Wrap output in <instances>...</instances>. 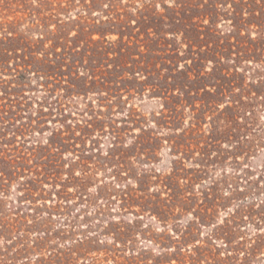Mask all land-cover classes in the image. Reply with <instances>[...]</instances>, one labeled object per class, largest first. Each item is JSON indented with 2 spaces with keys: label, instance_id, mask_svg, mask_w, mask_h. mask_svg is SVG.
<instances>
[{
  "label": "trees",
  "instance_id": "obj_1",
  "mask_svg": "<svg viewBox=\"0 0 264 264\" xmlns=\"http://www.w3.org/2000/svg\"><path fill=\"white\" fill-rule=\"evenodd\" d=\"M249 62L258 66L259 78L264 70V0H0V146L33 129L32 123H19L30 108L26 92L33 85L43 93L39 106L48 105L53 116L62 119H66L65 108H73L76 99L94 95L109 112L126 111L123 128L107 117L117 144L128 137L130 128L139 130L128 149H117L105 162L116 164L118 179H123L124 171L134 177L137 188L122 192L123 201L159 204L160 196L148 191L153 177L171 192L173 200L188 201L186 194L206 175L210 163H220L222 154L230 153L223 146L234 144L231 155L235 156L254 148L246 137L252 133L258 88L263 83L260 79L247 83L241 66ZM144 100L158 102L157 114L146 117L131 106ZM86 108L95 117L85 123L97 129L102 121L92 104ZM59 123L74 135L65 120ZM5 131L13 136L8 138ZM84 131L89 134V127ZM69 140L63 131L53 133L41 148L46 154L43 174L38 176L62 181V186L73 184L82 193L90 180L87 171L82 178H61V150L71 147L80 152L84 168L90 160L86 150H77ZM164 143L176 157L169 175L163 177L148 167L134 173L130 154L149 166ZM189 160H198L200 169H188ZM25 170L16 160L0 157L3 181H12ZM257 218L263 221L264 212ZM2 224L1 217L4 228ZM45 246L40 243L38 248ZM244 255L246 261L254 256ZM44 256L41 264H51L56 257ZM191 261L238 262L235 257L204 261L197 256ZM128 264L139 262L133 257Z\"/></svg>",
  "mask_w": 264,
  "mask_h": 264
},
{
  "label": "rangeland",
  "instance_id": "obj_2",
  "mask_svg": "<svg viewBox=\"0 0 264 264\" xmlns=\"http://www.w3.org/2000/svg\"><path fill=\"white\" fill-rule=\"evenodd\" d=\"M252 35L256 36L255 32ZM241 67L247 83L258 79L263 83L258 88L252 133L246 137L254 143L251 153L235 156L231 155L235 154L234 144L223 146L222 150L230 153L222 154L220 163H210L206 175L195 181L186 194L188 201L182 197L173 200L171 192L153 177L148 191L160 196L161 202L144 206L137 200L129 204L123 201L122 192L137 188L134 177L124 171L123 179H118L116 164L105 163L114 152L118 153L117 149H128L131 137L139 133L138 128H130L122 144L111 138L107 117L123 128L126 111L109 112L90 95L88 99H76L73 108L67 106L66 119H62L53 116L48 105L39 106L43 93L33 85L32 91L26 92L30 108L19 122L32 123L33 129L24 135L19 133L9 145L0 146V157L16 160L26 169L8 182L0 175V218L6 224L0 227V264H41L45 254L56 256L51 264H128L133 257L139 264H191L196 256L204 261L235 257L237 264H264V220L257 218L264 212V70L258 78L255 64L244 63ZM86 104H92L102 121L97 129L85 123H92L95 117L86 112ZM131 106L146 117L159 111L157 101H133ZM41 115L46 116L37 122ZM60 120H65L74 135L66 133ZM88 127L89 134L84 131ZM56 131L65 132L70 144L86 150L90 158L84 168L80 166V152L73 148L61 150L59 155L61 178H82L83 171L90 175L82 193L73 184L62 186V181L38 176L43 174L42 157L46 154L41 148ZM10 133L4 134L11 138ZM175 159L167 143L149 166L134 154L128 158L134 163V173L148 167L163 177L169 175L170 163ZM198 164V160L186 163L188 169H200ZM34 179L41 182L32 183ZM6 230L11 232L4 234ZM40 243L48 246L40 250ZM236 248L240 251L235 252ZM245 252L254 254L253 258L243 260Z\"/></svg>",
  "mask_w": 264,
  "mask_h": 264
}]
</instances>
